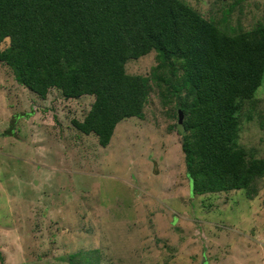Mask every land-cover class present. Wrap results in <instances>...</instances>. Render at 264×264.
<instances>
[{"label":"rangeland","instance_id":"1","mask_svg":"<svg viewBox=\"0 0 264 264\" xmlns=\"http://www.w3.org/2000/svg\"><path fill=\"white\" fill-rule=\"evenodd\" d=\"M180 1L229 34L264 26V0ZM156 64L151 51L125 67ZM149 86L144 116L120 120L103 147L71 124L93 96L41 99L0 62V264H264V174L247 190L193 194L183 112ZM237 118L234 147L264 159V77Z\"/></svg>","mask_w":264,"mask_h":264},{"label":"trees","instance_id":"2","mask_svg":"<svg viewBox=\"0 0 264 264\" xmlns=\"http://www.w3.org/2000/svg\"><path fill=\"white\" fill-rule=\"evenodd\" d=\"M6 39L0 62L38 97L93 96L83 119L71 120L77 136L107 146L120 120L144 116L151 81L183 112L177 129L193 194L247 190L264 174V159L234 147L240 102L264 77V26L229 34L180 0H0ZM151 51L150 74L126 72Z\"/></svg>","mask_w":264,"mask_h":264},{"label":"water","instance_id":"3","mask_svg":"<svg viewBox=\"0 0 264 264\" xmlns=\"http://www.w3.org/2000/svg\"><path fill=\"white\" fill-rule=\"evenodd\" d=\"M179 123H180V129H182L183 127H182V115H181V112H179Z\"/></svg>","mask_w":264,"mask_h":264},{"label":"crops","instance_id":"4","mask_svg":"<svg viewBox=\"0 0 264 264\" xmlns=\"http://www.w3.org/2000/svg\"><path fill=\"white\" fill-rule=\"evenodd\" d=\"M42 99V98H41ZM28 115V114H27Z\"/></svg>","mask_w":264,"mask_h":264}]
</instances>
